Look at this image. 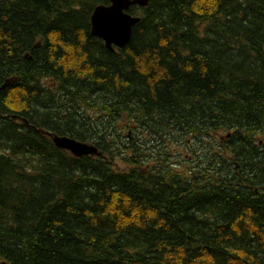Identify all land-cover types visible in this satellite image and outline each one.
I'll list each match as a JSON object with an SVG mask.
<instances>
[{
	"label": "trees",
	"instance_id": "obj_1",
	"mask_svg": "<svg viewBox=\"0 0 264 264\" xmlns=\"http://www.w3.org/2000/svg\"><path fill=\"white\" fill-rule=\"evenodd\" d=\"M100 4L0 0V260L264 264V0Z\"/></svg>",
	"mask_w": 264,
	"mask_h": 264
},
{
	"label": "water",
	"instance_id": "obj_2",
	"mask_svg": "<svg viewBox=\"0 0 264 264\" xmlns=\"http://www.w3.org/2000/svg\"><path fill=\"white\" fill-rule=\"evenodd\" d=\"M147 2L148 0H111L109 5H98L91 17L92 35L103 39L108 49L113 50L115 49L114 46L122 48L129 42L132 27L139 20V17L129 14L127 10L131 5L139 4L143 6L147 5ZM47 133L58 147L68 150L76 157L102 154L92 143L67 135L53 134L50 131ZM0 264L7 263L2 261Z\"/></svg>",
	"mask_w": 264,
	"mask_h": 264
},
{
	"label": "rangeland",
	"instance_id": "obj_3",
	"mask_svg": "<svg viewBox=\"0 0 264 264\" xmlns=\"http://www.w3.org/2000/svg\"><path fill=\"white\" fill-rule=\"evenodd\" d=\"M143 6H146V5H143ZM112 51H114V49H113ZM119 124H120L119 122H116L115 125H113V126L111 127L110 132L114 134V133H115V128H116V127L119 128ZM150 143H152V142H149V144H150ZM172 147H173V146H172ZM170 149H171V148H169L168 151H170ZM181 150H183V149H181ZM188 153H189V151H188ZM180 156H181V155H180ZM182 159H183V158H182ZM182 159H181V160H182Z\"/></svg>",
	"mask_w": 264,
	"mask_h": 264
},
{
	"label": "bare ground",
	"instance_id": "obj_4",
	"mask_svg": "<svg viewBox=\"0 0 264 264\" xmlns=\"http://www.w3.org/2000/svg\"><path fill=\"white\" fill-rule=\"evenodd\" d=\"M109 13V12H108ZM111 14V13H110ZM139 17V16H138ZM140 18V17H139ZM216 145V144H215ZM217 147V146H216Z\"/></svg>",
	"mask_w": 264,
	"mask_h": 264
}]
</instances>
